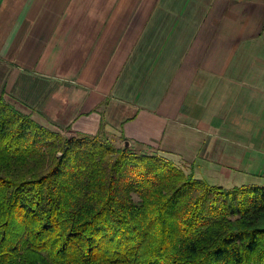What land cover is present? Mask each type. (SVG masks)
<instances>
[{
	"label": "crops",
	"instance_id": "1",
	"mask_svg": "<svg viewBox=\"0 0 264 264\" xmlns=\"http://www.w3.org/2000/svg\"><path fill=\"white\" fill-rule=\"evenodd\" d=\"M1 94L41 126L262 187L264 0H0Z\"/></svg>",
	"mask_w": 264,
	"mask_h": 264
},
{
	"label": "trees",
	"instance_id": "2",
	"mask_svg": "<svg viewBox=\"0 0 264 264\" xmlns=\"http://www.w3.org/2000/svg\"><path fill=\"white\" fill-rule=\"evenodd\" d=\"M58 129L0 95V264H264V185Z\"/></svg>",
	"mask_w": 264,
	"mask_h": 264
},
{
	"label": "rangeland",
	"instance_id": "3",
	"mask_svg": "<svg viewBox=\"0 0 264 264\" xmlns=\"http://www.w3.org/2000/svg\"><path fill=\"white\" fill-rule=\"evenodd\" d=\"M8 104H10V105H12L10 102H8ZM13 107H15L16 109H18L20 112H21V110L17 107V106H15V105H12ZM23 111V110H22ZM23 113L24 114H26V115H29V111H23ZM31 117V116H30ZM37 123V122H36ZM38 124V123H37ZM40 125V124H39ZM41 126V125H40ZM42 127H44V126H42ZM44 128H47V129H49V130H52V131H55V132H60L62 135H66V133H64L63 131H60L59 129H58V127H44ZM261 170H263L264 171V168H262L261 169V167H260V165L257 167V169H256V174H257V179H255V180H257L259 183V185L260 186H262V184H264V175H263V173L262 174H260L261 173ZM260 174V175H259ZM249 184V183H248ZM248 184H246V185H248ZM250 185V184H249Z\"/></svg>",
	"mask_w": 264,
	"mask_h": 264
},
{
	"label": "water",
	"instance_id": "4",
	"mask_svg": "<svg viewBox=\"0 0 264 264\" xmlns=\"http://www.w3.org/2000/svg\"><path fill=\"white\" fill-rule=\"evenodd\" d=\"M125 147H128V145L126 144Z\"/></svg>",
	"mask_w": 264,
	"mask_h": 264
}]
</instances>
